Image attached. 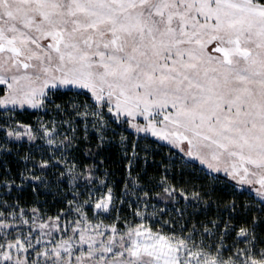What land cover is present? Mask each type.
I'll use <instances>...</instances> for the list:
<instances>
[{"label": "snow or ice", "instance_id": "obj_1", "mask_svg": "<svg viewBox=\"0 0 264 264\" xmlns=\"http://www.w3.org/2000/svg\"><path fill=\"white\" fill-rule=\"evenodd\" d=\"M42 78L43 85L36 87ZM56 81L91 93L97 109L89 112L85 105L77 114L94 117V128L105 125L103 108L117 120L143 117L147 124L134 125L137 131L172 143L186 141L189 155L195 149L201 163L205 156L223 162L227 175L241 185H259L264 198V0H0V84L10 91L0 106L38 108L43 100L37 95L43 97L44 87H55ZM157 116H163L165 127L171 125L170 132L157 131ZM7 135L21 138L15 130ZM45 135L51 133L45 130ZM64 139L65 147L71 144V138ZM103 145L99 135L97 148ZM110 201L111 196L95 208L106 212ZM111 232L118 230L112 226ZM118 235L119 242L107 236L97 248L95 238L81 232L78 247L87 244V250L79 252L76 264H93L97 252L101 256L94 264H181L182 249L187 252L183 264L192 259L197 264H264V249L257 258L255 233L246 228L238 235L250 246L228 259L219 249L212 255L199 246L189 248L191 234L153 236L138 226ZM142 236L152 242L140 243ZM16 245L27 251L19 240ZM72 254L68 240L51 253L37 250L51 264H72ZM10 259L4 253V260Z\"/></svg>", "mask_w": 264, "mask_h": 264}, {"label": "rangeland", "instance_id": "obj_2", "mask_svg": "<svg viewBox=\"0 0 264 264\" xmlns=\"http://www.w3.org/2000/svg\"><path fill=\"white\" fill-rule=\"evenodd\" d=\"M8 82L11 83L10 79ZM55 84V87H52L51 84L44 87L45 95L43 97L39 96V94L37 95L36 98L38 101L43 100V104L38 108L29 107L27 104L23 107L19 104H8L7 106H0V111L4 113L23 109L40 111L48 98V93L58 89L77 91L86 93L90 96L93 102L92 105L95 106V109H92L90 104L83 101L84 103L82 105L77 106L80 112L84 111L85 105L89 106V112L97 109L96 102L88 90L72 85H61L59 81H56ZM42 85L43 78L36 82V87L39 88ZM0 86L3 87V94L0 96V99L8 97L10 95L8 85L0 84ZM100 111L102 112V119L105 122L103 129L99 132L100 135L105 136L108 130L113 131L110 126L113 122L116 126L125 123L127 130L135 135L136 141L150 139L170 149H174V153L168 157L172 161H176L178 165L190 166L196 163L198 171L201 172V177L207 176L208 180L211 182L224 183L219 181L217 176L224 175L230 181H228V183L232 185L234 190L247 193V196L253 199L251 203L264 206V198L259 196V185L238 184L235 179L223 171L225 167L223 162L217 164L211 161L210 156H205L206 162L201 163L200 159L196 158L195 149L192 150L193 155L188 154V145L186 141L183 143H172L171 139H160L152 135L150 131H137L134 125L147 124V121H145L143 117H136V119L133 120L130 117L122 115L119 120H117L115 113H109L107 108L100 109ZM81 117L82 116H80V118ZM83 119L85 125L93 124L94 117L91 115L86 118L83 117ZM61 121L42 118L38 120L36 127H21L20 124L12 122L7 126L11 131L15 130L21 133L20 139H16L15 135L11 136L14 143H17V145L26 143L28 148L34 147V149L40 150V152L35 155V161L37 160L36 164L39 165V168L35 165L36 168L31 170L29 174H32L31 176H40L41 179L40 181H36L25 178L24 182L27 184L31 183L33 188L37 191V187H41L45 180V177L41 174L42 169L40 168L41 164L46 162L47 167L45 168L53 170V173L58 175L61 183L64 182L65 187L63 185L61 187L65 194L63 195L64 202L61 209L55 210L52 214H44L37 206H27V204H19L11 201L8 195L11 193L12 186L6 181L0 183V213H3V215H0V225H7L6 227L0 226V245H3V247H0V264H17V261H20L21 264H24V262L31 264L33 261L37 262V264H51V261H48L45 256L37 255V250L51 253L53 248H60L65 240H68L73 247V254L70 259L72 260V264H76L75 258L79 252H86L87 250V244L78 247L79 235L81 232H83L85 237H94L97 241L95 246L99 248L101 246L100 242L105 241L107 236H114L116 241L119 242L120 237L118 233L120 231H126L130 227L138 226L145 230H151L153 236L163 234L166 237L175 236L177 238H188L189 234H191L190 239L194 241V244L189 243V248L195 251L197 250L195 246H199L202 251L210 252L212 255H216L219 249V253L225 259L235 257L238 250H246L250 246L247 237L238 235L240 230L233 232L234 230L226 225L219 229L220 224L217 222H212L211 226L203 224L199 227L196 223L177 226L170 220L169 217L171 213L181 215L183 206L187 207L190 205L189 201L202 198L197 189H190L189 191L185 189L175 190L165 179H160L156 184V191L155 189L147 190L141 187L137 180H134L131 185V190L128 191L125 188L122 197L118 199L115 196L113 186H111L106 179L86 174L85 170L78 169L73 160L68 156L69 147L64 146L68 144V141L64 138L66 136L71 138L70 135L76 133V128H73L67 121L65 123ZM155 124L157 131H171V125L165 127L163 116H157ZM45 130L51 133L50 137L45 135ZM31 137L35 138L33 139ZM49 138L54 139V143L51 145L47 142ZM210 163L213 165L211 168L209 167ZM217 167L221 170L216 171ZM70 176H74L75 179H70ZM87 177H91V179ZM160 189L169 194H173V206L168 207L167 204L159 205V203L154 202L157 191ZM109 190L111 191L109 192ZM181 193H183V195H181ZM109 196H111V201L108 211L105 212L95 208V204L102 200L108 202ZM33 209L37 211L33 212ZM77 209H79V211H77ZM57 217H59V220H56ZM77 221L79 222L77 223ZM41 223H46L49 227L41 229ZM54 225L55 227H53ZM97 225H99V228L96 227ZM112 226L117 228L118 233L111 232ZM205 229H209V231H205ZM50 231L52 233L51 235L48 234ZM249 232L251 231L249 230ZM69 237H71V240H69ZM125 239H127V237ZM133 239H136V237H133ZM138 239L140 243L152 242L147 236H142ZM17 240L20 241V244L23 245L27 251H18L20 245H16ZM9 243L15 246L9 248ZM254 243L255 254L257 258H259V253L262 248L255 240ZM4 253H8L11 259L5 261ZM61 256L64 258L67 257V253H64L62 249ZM100 256L101 253L99 252L95 254L93 257V264L95 260L100 259ZM110 256L111 254H105L106 258H110ZM179 256L181 258V264H183L187 252L182 249ZM126 257L127 253H125V258ZM244 258L245 257L241 256V259ZM53 259H55L54 256ZM145 259L147 258L145 257ZM201 259H203V257H201ZM191 264H197V260L192 259Z\"/></svg>", "mask_w": 264, "mask_h": 264}, {"label": "trees", "instance_id": "obj_3", "mask_svg": "<svg viewBox=\"0 0 264 264\" xmlns=\"http://www.w3.org/2000/svg\"><path fill=\"white\" fill-rule=\"evenodd\" d=\"M2 94L3 87L0 86V96ZM83 101L95 109L88 94L58 89L48 93L40 111H0V183L6 181L12 186L8 195L11 201L37 206L44 214H52L63 207L65 193L61 186H64V182L61 183L58 175L50 168H40L45 180L41 187H37V191L31 183L24 182L25 178L32 175L29 173L36 168L35 165L39 168L35 155L40 150L28 148L26 143L17 145L7 135L11 131L7 127L10 122L36 127L38 120L42 118L62 120V123L67 121L76 128V133L70 135L72 141L68 145V156L86 174L106 179L113 186L118 199L122 197L125 188L131 190L134 180L147 190L155 189L160 179H165L175 190L197 189L201 199L189 201L190 205L183 206L181 215L170 214L169 218L175 225L196 223L201 227L203 224L211 226L212 222H217L220 224L219 229L226 225L233 232L246 228L254 231L255 242L264 249V206L251 203L253 199L247 193L234 190L224 175H217L219 181L224 183L211 182L207 176L201 177L196 163L190 166L178 165L168 157L174 153V149L150 139L136 141L135 135L127 130L125 123L117 126L114 122L109 123L113 131L104 132V145L97 148L101 129L94 128L93 124L85 125L83 117L80 118L77 114V106L82 105ZM121 135L124 136V141L121 140ZM154 202L170 207L173 206L174 197L160 189Z\"/></svg>", "mask_w": 264, "mask_h": 264}]
</instances>
